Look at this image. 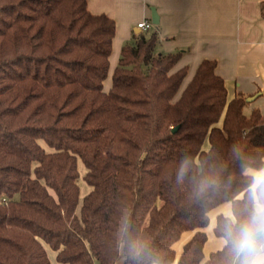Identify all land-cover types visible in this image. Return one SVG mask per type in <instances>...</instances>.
<instances>
[{
	"label": "trees",
	"instance_id": "trees-1",
	"mask_svg": "<svg viewBox=\"0 0 264 264\" xmlns=\"http://www.w3.org/2000/svg\"><path fill=\"white\" fill-rule=\"evenodd\" d=\"M88 4L0 0V264H233L226 245L206 257L205 229L224 203L218 237L250 215L264 114L216 60L187 81L156 34L122 46L107 88L117 25Z\"/></svg>",
	"mask_w": 264,
	"mask_h": 264
},
{
	"label": "crops",
	"instance_id": "crops-1",
	"mask_svg": "<svg viewBox=\"0 0 264 264\" xmlns=\"http://www.w3.org/2000/svg\"><path fill=\"white\" fill-rule=\"evenodd\" d=\"M88 3L92 13L115 19L117 36L113 48L118 42L121 51L137 35L149 38L156 34L157 54L182 53L176 68L189 67L187 81L204 59L216 60L229 98L238 94L247 100L253 98L247 102L245 114L249 116L254 109L264 114V0H88ZM152 7L157 10L159 24L153 23ZM143 21L151 23L149 30L138 28ZM248 173L255 179L264 174V168L249 169ZM220 215L233 217L232 204L224 203L209 214L206 257L225 245L224 238L214 232ZM193 235L194 232L185 233L175 245L177 256ZM55 257L53 264H57Z\"/></svg>",
	"mask_w": 264,
	"mask_h": 264
},
{
	"label": "clouds",
	"instance_id": "clouds-1",
	"mask_svg": "<svg viewBox=\"0 0 264 264\" xmlns=\"http://www.w3.org/2000/svg\"><path fill=\"white\" fill-rule=\"evenodd\" d=\"M209 187L203 185L199 195L206 194ZM250 199L253 208L247 220L240 223L229 219L225 225L224 243L233 256V264H264V174L255 178ZM151 264L160 261L151 259Z\"/></svg>",
	"mask_w": 264,
	"mask_h": 264
},
{
	"label": "rangeland",
	"instance_id": "rangeland-1",
	"mask_svg": "<svg viewBox=\"0 0 264 264\" xmlns=\"http://www.w3.org/2000/svg\"><path fill=\"white\" fill-rule=\"evenodd\" d=\"M126 44H132V43H126ZM115 45H116V47H115ZM115 45L113 48V54L111 56L112 57V59H111V72H110V76L107 80L108 82L106 83L107 88H110L111 81H112V73L118 64L119 57H120V50L118 51V46H119L118 42H116ZM208 147H210L209 142L206 141L204 148L207 149ZM78 168H79V172H80L79 185H80V206H81L84 197L91 191L92 188L87 184L86 180L84 179V176L87 173V168H86L85 164L83 163V161L80 159L78 161ZM80 206H79V209H80ZM49 254H50L52 261H54L55 253H53V251L51 250V251H49Z\"/></svg>",
	"mask_w": 264,
	"mask_h": 264
},
{
	"label": "water",
	"instance_id": "water-1",
	"mask_svg": "<svg viewBox=\"0 0 264 264\" xmlns=\"http://www.w3.org/2000/svg\"><path fill=\"white\" fill-rule=\"evenodd\" d=\"M152 20L154 21V24H159V15L155 7H152ZM251 100H253V98H248L247 102Z\"/></svg>",
	"mask_w": 264,
	"mask_h": 264
},
{
	"label": "built area",
	"instance_id": "built-area-1",
	"mask_svg": "<svg viewBox=\"0 0 264 264\" xmlns=\"http://www.w3.org/2000/svg\"><path fill=\"white\" fill-rule=\"evenodd\" d=\"M138 28H141V29L147 31L151 28V23H149L147 21H143V22L138 24Z\"/></svg>",
	"mask_w": 264,
	"mask_h": 264
}]
</instances>
